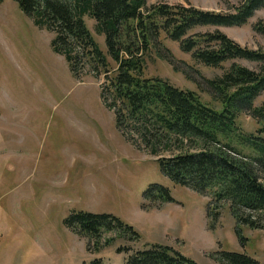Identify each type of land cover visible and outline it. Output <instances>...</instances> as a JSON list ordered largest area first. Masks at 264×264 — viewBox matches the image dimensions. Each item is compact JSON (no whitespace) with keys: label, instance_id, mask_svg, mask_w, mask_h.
I'll list each match as a JSON object with an SVG mask.
<instances>
[{"label":"rangeland","instance_id":"obj_1","mask_svg":"<svg viewBox=\"0 0 264 264\" xmlns=\"http://www.w3.org/2000/svg\"><path fill=\"white\" fill-rule=\"evenodd\" d=\"M243 1L147 3L231 13ZM84 19L107 54L97 22L88 15ZM258 22H264V8L243 26L201 27L195 32L219 30L243 47L264 51V35L254 29ZM54 37L45 27H37L16 2L2 0L0 264H126L129 255L151 245L172 247L197 264H220V252L245 254L264 264V230L239 226L229 204H216L163 174L158 159L194 153V146L175 140L170 149L160 146L154 155L136 134L131 136L134 142L127 141L117 128L114 111L102 102L103 76L96 77L82 65L75 77L65 57L52 50ZM232 63L260 68L241 59L221 68L205 66L162 31L146 56L145 75L194 91L203 103L221 109L206 80L221 77ZM263 105L264 92L255 101V106ZM238 125L256 135L262 127L247 112L239 115ZM155 184L168 188L174 202L146 200V191ZM210 202V209L220 213L214 229L208 217ZM80 212L114 216L140 238L113 230L103 232L97 246L68 226L67 219Z\"/></svg>","mask_w":264,"mask_h":264},{"label":"trees","instance_id":"obj_2","mask_svg":"<svg viewBox=\"0 0 264 264\" xmlns=\"http://www.w3.org/2000/svg\"><path fill=\"white\" fill-rule=\"evenodd\" d=\"M13 1L37 27L55 34L52 50L65 57L75 77L82 65L89 66L96 77L103 76L102 102L114 111L117 128L127 141L134 142L131 136L136 134L152 147L154 155L160 146L170 149L175 140L194 146V153L158 159L166 177L210 197L216 204H229L239 226L264 230V105L255 106L264 92V51L243 47L219 30L195 32L201 27L243 26L264 8V0H244L231 13L182 5L148 7L147 0ZM86 15L97 22L98 32L105 36L107 54L88 29ZM254 29L264 35V22H258ZM162 31L205 66L221 68L241 59L256 62L260 68L251 70L232 63L221 77L206 80L221 104V109H215L194 91L145 75L146 56ZM243 112L261 123L258 135L247 134L238 125ZM145 199L174 202L170 190L156 184L146 191ZM212 202L208 204V217L214 229L220 213L210 209ZM67 224L96 241L97 246L102 233L113 230L140 238L132 226L107 214L80 212L71 215ZM237 235L241 238L239 230ZM217 261L261 264L248 255L231 252L218 253ZM126 264L197 263L172 247L151 245L129 255Z\"/></svg>","mask_w":264,"mask_h":264}]
</instances>
